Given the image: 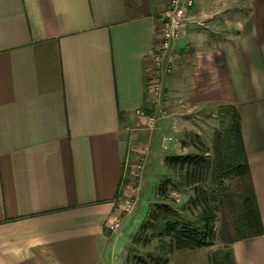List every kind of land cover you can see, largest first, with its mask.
<instances>
[{
  "label": "crops",
  "instance_id": "crops-1",
  "mask_svg": "<svg viewBox=\"0 0 264 264\" xmlns=\"http://www.w3.org/2000/svg\"><path fill=\"white\" fill-rule=\"evenodd\" d=\"M168 1L0 0V264H127ZM237 1L249 14L228 39L192 46L183 94L237 107L264 224V0ZM219 242L169 264H264V234Z\"/></svg>",
  "mask_w": 264,
  "mask_h": 264
},
{
  "label": "rangeland",
  "instance_id": "rangeland-1",
  "mask_svg": "<svg viewBox=\"0 0 264 264\" xmlns=\"http://www.w3.org/2000/svg\"><path fill=\"white\" fill-rule=\"evenodd\" d=\"M197 3L200 7H196ZM169 4L170 2L166 3L159 17L170 7ZM250 10L249 6L237 0H194V7L184 22L179 38L172 43L170 53L173 59L170 58L168 61V58H165L164 64L170 67V71L156 72V78H152L153 82L159 84L158 123L156 130L153 131L154 139L149 141L148 137L140 141L136 158L132 163L134 174L131 178V186L136 188V192L133 212L125 217V225L128 228L132 227V222H135L136 232H138L156 203L168 204L180 211L188 222L198 227L202 226L201 208L195 209L189 202L190 197L193 196V188L184 187L177 173L166 166L164 159L173 155L199 154L202 145L209 149L211 157L214 156L215 131L223 125L220 106H189L183 94V86L186 85L187 78L183 77L196 63L195 57L191 54L192 46L228 39L236 31L238 18L248 15ZM151 88L154 87L151 86ZM195 134L199 137L195 138ZM167 177L172 178L176 187H173L169 194L162 198L158 195V185ZM204 186L211 188L210 181ZM222 219L223 215L219 213L216 221L218 234ZM151 234V231L142 233L141 243L133 244L128 257L146 258L148 254L160 255L163 242L159 239H152L148 245H143L144 239L149 238ZM136 263L133 260L130 264Z\"/></svg>",
  "mask_w": 264,
  "mask_h": 264
},
{
  "label": "trees",
  "instance_id": "trees-1",
  "mask_svg": "<svg viewBox=\"0 0 264 264\" xmlns=\"http://www.w3.org/2000/svg\"><path fill=\"white\" fill-rule=\"evenodd\" d=\"M223 125L215 131L214 156L202 145L199 154L167 156L166 166L175 171L184 187L193 188L189 202L195 209L201 208L202 226L185 220L182 213L168 204L156 203L133 239L141 243L140 235L151 231L143 245L152 239L162 243L161 254L146 258H127L136 264H169L177 250L198 249L213 246L217 240L225 245L264 234V224L252 181L251 168L245 147L241 115L234 105H220ZM227 124V125H225ZM195 138L199 135L195 134ZM210 181V187L204 184ZM227 183H229L227 185ZM176 187L172 178L163 179L158 185L159 197L165 198ZM223 215L218 234L216 221Z\"/></svg>",
  "mask_w": 264,
  "mask_h": 264
},
{
  "label": "built area",
  "instance_id": "built-area-1",
  "mask_svg": "<svg viewBox=\"0 0 264 264\" xmlns=\"http://www.w3.org/2000/svg\"><path fill=\"white\" fill-rule=\"evenodd\" d=\"M168 2H170V7L164 11L161 17H159L161 25V38L159 50L156 54V72L160 71L162 73H167L168 71H170V67L168 65L167 67L164 64L165 58H168L169 61L170 58L173 57V55L170 53L172 43L173 41H175V39L179 38V35L183 30L184 22L187 20L188 14L194 7V0H169ZM154 82L152 83V86L154 87L152 88L153 90H151L152 96H155L158 100L157 94L159 93V84H157V82ZM138 113L143 114L140 111H138ZM151 123H153V118L151 119ZM134 204L135 200L130 203L127 210L132 211L134 208ZM120 226L121 222L116 221L110 226V230L117 231Z\"/></svg>",
  "mask_w": 264,
  "mask_h": 264
}]
</instances>
